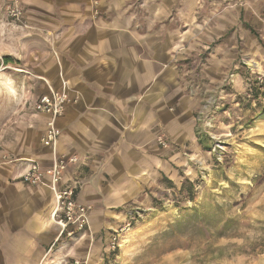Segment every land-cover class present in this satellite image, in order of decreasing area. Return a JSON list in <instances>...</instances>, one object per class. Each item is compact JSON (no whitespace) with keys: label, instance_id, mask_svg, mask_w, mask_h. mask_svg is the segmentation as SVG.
I'll use <instances>...</instances> for the list:
<instances>
[{"label":"crops","instance_id":"0c3cea01","mask_svg":"<svg viewBox=\"0 0 264 264\" xmlns=\"http://www.w3.org/2000/svg\"><path fill=\"white\" fill-rule=\"evenodd\" d=\"M6 1L0 0V54L15 53L36 77L27 76L30 113L1 150L12 160L0 164V264H61L67 250L51 247L60 227L48 180L31 185L15 178L33 161L45 168L56 155L75 156L59 186L73 188L76 201L91 207L96 234H110L126 221L128 207L150 204L153 189L172 172L169 157L198 148L186 53L193 55L201 37L222 34L231 10H264V0H22L27 36L9 26ZM201 30L206 34L191 38ZM63 83L71 102L57 120L61 134L43 145L48 118L35 102L49 84ZM160 134L170 148L158 145Z\"/></svg>","mask_w":264,"mask_h":264},{"label":"rangeland","instance_id":"374dc122","mask_svg":"<svg viewBox=\"0 0 264 264\" xmlns=\"http://www.w3.org/2000/svg\"><path fill=\"white\" fill-rule=\"evenodd\" d=\"M231 11L224 32L201 37L185 57L186 92L198 102V148L169 157L172 172L150 204L128 207L110 234H96L89 216L85 236L58 237L51 247L66 246L61 264H264V10ZM6 21L30 34L23 17ZM27 76L36 77L15 53L0 54V164L12 160L3 143L30 113ZM157 143L172 145L164 134Z\"/></svg>","mask_w":264,"mask_h":264},{"label":"built area","instance_id":"2783aa9c","mask_svg":"<svg viewBox=\"0 0 264 264\" xmlns=\"http://www.w3.org/2000/svg\"><path fill=\"white\" fill-rule=\"evenodd\" d=\"M6 12L13 19H20L24 15L22 0H7ZM71 102L67 91V83H63L62 89L50 87L49 93L43 94L35 102V110L39 114L46 115L47 128L41 138L43 145H50L57 142L61 130L58 126V118L62 116ZM75 156L67 158L64 155H56L53 162L45 168L40 163L31 162L26 171L20 175V179L27 184L38 185L48 180V186L55 197V208L52 213L54 222L60 227L58 237L63 235L85 236L89 230L90 207L81 204L75 199V191L71 187L62 188L59 186L63 179L65 168L70 163L76 162Z\"/></svg>","mask_w":264,"mask_h":264}]
</instances>
